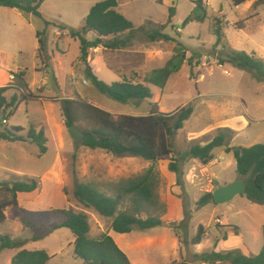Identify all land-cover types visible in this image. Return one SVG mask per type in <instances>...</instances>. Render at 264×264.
Returning a JSON list of instances; mask_svg holds the SVG:
<instances>
[{"label":"rangeland","instance_id":"374dc122","mask_svg":"<svg viewBox=\"0 0 264 264\" xmlns=\"http://www.w3.org/2000/svg\"><path fill=\"white\" fill-rule=\"evenodd\" d=\"M103 1L106 0H42L39 11L44 20L54 25L79 29L90 9ZM116 1V11L133 25V38L126 49L111 51L109 57L104 55L114 70L101 63V47L88 52L87 65L91 63L96 77L108 85L121 81L122 73L140 82L145 74L162 68L178 54L182 60L180 70L169 78L163 90L149 86L153 93L151 100L121 104L98 93L88 82L84 84L86 61L80 60L79 42L67 30L56 28L47 36L48 73L43 75L46 68L38 57L36 39L37 30L43 27L42 21L33 15L25 16L0 7V86L12 84L11 72L27 71L28 89L39 98L20 104L7 128L24 129L20 136L25 138L33 127L44 131L47 138V153L40 158L37 145L29 141L0 143V182L36 180L39 184L29 195L17 196V207L5 210L6 221L0 224V237L25 241L23 249L27 251H46L53 257L49 264H82L74 255V237L69 230L47 233L61 219L53 214L54 210L73 209L88 216L90 237L108 233L131 264H198L194 255L215 248L217 252L238 250L257 255L264 246V205L253 204L238 195L225 204L196 206L205 193L215 190V183L225 186L235 181L233 154H227L224 148L215 149V160L210 166L193 159L178 161L183 185H175L174 193L169 190L173 179L169 173L175 180L176 175L168 171V164L192 145L209 143L220 128L235 129L230 147L264 144V83L227 61L230 50L255 54L264 61V0H246L238 7L233 5V0ZM198 1L204 3L205 12L199 8ZM171 8L174 15L169 23ZM216 21L224 34V46H216L217 37L213 33ZM154 32L170 40L158 37L151 41L149 35ZM220 59L225 62L221 64ZM126 60L135 66L132 74L124 70ZM9 90L6 95L9 98L20 94L14 87ZM77 95L114 116H147L154 104L163 114L192 104L193 113L175 135L176 156L152 163L90 150L75 142L64 126L60 101L76 99ZM148 169L159 175L156 193L166 205L165 214L160 216L161 224L151 230L134 229L129 234H116L109 229L108 220L84 209L73 198L75 183L90 184L112 196V184L140 176ZM10 199L0 188V203ZM128 207L126 200L119 209ZM18 208L38 213L36 217H29L33 226L26 227L21 222ZM200 225L206 235L201 244L192 245ZM226 226L237 227L238 235H229ZM183 227L187 229L185 240ZM226 233L228 239L220 240L216 247V241ZM18 252L0 250V264H11Z\"/></svg>","mask_w":264,"mask_h":264},{"label":"trees","instance_id":"16d2710c","mask_svg":"<svg viewBox=\"0 0 264 264\" xmlns=\"http://www.w3.org/2000/svg\"><path fill=\"white\" fill-rule=\"evenodd\" d=\"M161 3L162 0H156ZM246 0H233V5L238 7ZM42 0H0V7L14 10L22 15H33L43 23L41 30H37L38 57L44 68H47V36L53 29L67 30L68 35L79 42L80 60H87L88 52L97 48L110 51H120L129 46L133 38V25L116 11L117 1L106 0L95 4L84 19V24L79 29H67L46 21L40 14ZM199 8L205 12L202 1L197 2ZM169 23L174 15L171 8ZM213 33L217 37L216 46L223 45L224 34L218 22L213 26ZM91 34L92 39L87 36ZM158 37L170 40L159 32L149 35L151 41ZM227 61L234 67L246 71L259 83H264V61L255 54H247L230 50ZM221 64L224 63L220 59ZM182 65L178 54L172 56L162 68L153 70L144 75L142 81L123 77L119 82L110 85L99 80L92 72L89 65H85V81L98 93L121 104L130 102H143L153 98L149 86L163 90L169 78L177 73ZM27 71L10 73L13 76L12 84L0 87V143L25 142L36 144L38 158L47 153V138L45 132L36 131L30 127L26 137L20 136L22 128H7L9 119L15 114L22 103L39 99L28 89ZM20 93L13 94L10 98L5 93L12 87ZM61 116L66 129L75 126L83 135L80 145L90 150H101L117 157L140 158L148 162H156L164 157L175 155L174 138L178 130L193 113L192 104L178 109L170 114L158 111L154 104L147 116H114L86 101L80 96L76 99H63L60 101ZM234 132L229 128L217 130L213 139L205 144L192 145L186 152L178 154V159L172 158L168 164V171L176 175V185L182 187L183 173L178 166V161L186 159L198 160L207 166L215 160L213 151L224 148L227 154L232 153L236 164L238 179L246 181L245 192L242 196L257 205H264V144H255L250 147H230L229 143ZM159 184V175L152 169L144 174L112 184V196L100 192L90 184L75 183L73 189L74 200L84 209L91 210L102 219L109 221V229L116 234H129L132 230L148 231L161 224L160 216L165 214L166 205L159 200L156 189ZM39 184L36 180L29 182L14 181L12 183L0 182L2 188L10 197L9 201L0 203V224L6 221L5 210L11 206L17 207V195L29 194L36 191ZM128 201L129 207L120 210L123 201ZM214 203L212 193H205L196 203L198 208ZM21 222L26 226H33L29 217H36L38 213L29 212L18 208ZM61 219L55 223L47 233L59 229L69 230L74 241L73 252L82 264H131L127 255L116 245L108 233H101L97 238L90 237L88 216L82 211L73 209H57L53 211ZM146 217L143 218V215ZM233 229L235 234L238 228ZM46 233V234H47ZM206 235L203 226L198 227L197 235L191 240L192 245H199ZM40 237H34L39 239ZM220 240H227V233ZM186 243V242H184ZM25 241H14L9 236L0 237V250H19L11 259V264H49L51 257L46 251H27L23 249ZM198 264H264V246L257 255H244L238 250L228 252L213 251L194 255ZM187 264V263H182Z\"/></svg>","mask_w":264,"mask_h":264},{"label":"water","instance_id":"95a60500","mask_svg":"<svg viewBox=\"0 0 264 264\" xmlns=\"http://www.w3.org/2000/svg\"><path fill=\"white\" fill-rule=\"evenodd\" d=\"M67 132L75 142L80 143L82 141L83 135L75 126L69 127ZM215 185L216 188L212 192L213 202L214 204L221 205L231 201L238 195H243L246 188V181L244 179H237L225 186H218L217 183ZM182 233L183 239H187L186 227L182 228Z\"/></svg>","mask_w":264,"mask_h":264},{"label":"crops","instance_id":"0c3cea01","mask_svg":"<svg viewBox=\"0 0 264 264\" xmlns=\"http://www.w3.org/2000/svg\"><path fill=\"white\" fill-rule=\"evenodd\" d=\"M67 33H68V31H66ZM100 50H102V51H99V56H100V60H101V63L102 64H104L106 67H107V69H109L110 71H112V70H114V68L111 66V61H110V59L109 58H105L104 57V55H106V54H108V57L111 55V51H109V50H106V49H103V48H101ZM104 50V51H103ZM105 52V53H104ZM86 64H87V60H86ZM89 66H90V68H91V70H92V72L96 75V72H95V70H94V68H93V65L91 64V63H89ZM123 66H124V70H126L127 71V73H129V74H132L131 72L134 70V68H135V66H133V63L131 62V61H129V60H126V62H124V64H123ZM48 68H46V69H44V71H43V75H46L47 73H48V70H47ZM19 70H17V71H15V72H11V73H16V72H18ZM36 72H39V73H41L39 70H36ZM126 73V74H127ZM42 74V73H41ZM13 78V76H11V75H9V80L11 81L12 80V78ZM122 77H126V78H128V79H130L129 77H127V75H124L123 73H122ZM85 81V80H84ZM8 85V84H7ZM7 85H1L0 87H6ZM40 85L41 86H43L44 88H45V85H43V83H40ZM9 86V85H8ZM8 92H11V90H8L6 93H5V96L7 95V93ZM7 97V96H6ZM7 98H9V97H7ZM243 124L246 126L247 125V122H243ZM230 130H232L233 132H234V130L235 129H231V128H229ZM237 132V131H236ZM213 162H211L209 165H207V166H210L211 164H212ZM169 176L171 177V178H173V179H171L170 181H171V183H170V185H169V190L172 192V193H174L173 191H175V190H177L176 188V182H175V178L174 177H172L171 176V174L169 173ZM238 178L236 177L234 180H237ZM186 182V181H185ZM224 185H227V184H224ZM27 195H29V194H18L17 196H27ZM169 196L170 197H172V195L171 194H169ZM221 222V221H220ZM231 228H228V231H229V235H236L235 234V232L232 230H230ZM228 235V236H229ZM238 235V234H237ZM228 236H227V239H228ZM219 243H220V241L219 242H217L216 244L218 245V246H216V247H219ZM217 248H215V250H216ZM217 251V250H216ZM247 251H249V250H247ZM222 252V251H221ZM242 253V252H241ZM243 254V253H242ZM244 255H247V254H244Z\"/></svg>","mask_w":264,"mask_h":264},{"label":"built area","instance_id":"2783aa9c","mask_svg":"<svg viewBox=\"0 0 264 264\" xmlns=\"http://www.w3.org/2000/svg\"><path fill=\"white\" fill-rule=\"evenodd\" d=\"M11 78H12V77H11ZM12 79H13V78H12ZM83 83H84V84H86V82H85V81H83Z\"/></svg>","mask_w":264,"mask_h":264}]
</instances>
